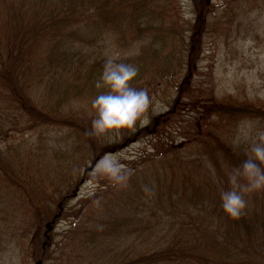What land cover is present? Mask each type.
Instances as JSON below:
<instances>
[{
	"label": "trees",
	"instance_id": "1",
	"mask_svg": "<svg viewBox=\"0 0 264 264\" xmlns=\"http://www.w3.org/2000/svg\"><path fill=\"white\" fill-rule=\"evenodd\" d=\"M208 2L195 0L191 23L177 0H0V263L15 248L44 264H264V190L245 195L238 218L220 198L227 171L251 143L235 138L237 122L264 124V106L218 100L213 90L191 85L204 38L219 43L238 35L250 13L245 6L256 11L264 0ZM107 55L138 67L134 87L170 80L176 96L151 124L138 119L113 130L118 143L93 132L91 123ZM186 101L194 127L186 140L158 138L160 146L128 167L126 186L102 178L103 188L69 212L89 164L125 143L160 137V123L187 121ZM197 114L212 138L195 129ZM70 216L54 242L45 220Z\"/></svg>",
	"mask_w": 264,
	"mask_h": 264
},
{
	"label": "rangeland",
	"instance_id": "2",
	"mask_svg": "<svg viewBox=\"0 0 264 264\" xmlns=\"http://www.w3.org/2000/svg\"><path fill=\"white\" fill-rule=\"evenodd\" d=\"M227 1L234 0H210L208 4L219 6ZM177 6L184 20L191 23L197 21L195 0H177ZM245 11L250 13L240 23L239 28L241 29L238 35L233 32L231 39L227 41L222 40L219 43H216L213 38H204L202 56L198 63L199 74L195 75V79L191 85L192 88L196 90L200 89L204 92L213 90V95L218 100L250 101L264 106V25L260 26L264 22V6L256 11L252 10L249 6H245ZM255 18H257L259 25L254 24L253 19ZM171 91L170 80H161L156 82V85L150 86L148 90L150 104L143 114L142 125L151 124V122L156 120V117L171 110V104L176 98L174 92L172 94ZM189 102L186 101V110L183 115L187 121L176 125L171 119L165 121L164 124H161L159 120L158 125L160 123L161 130H163V134L160 137L145 136L138 141L125 143L119 150L105 155L119 158L121 163L128 168L141 154L152 150V146H160L161 143H158V138L164 144V141L171 142L169 136L173 135L175 140L183 142L186 140V135L192 133L191 130L192 128L194 129L193 125L189 124L188 121L193 119L192 107ZM195 121L199 122L195 125V129L200 132V136L203 137L205 135L206 138H212L207 133L205 118L201 114H197V120ZM213 122L215 123V121ZM248 125H252L253 128H264V124L259 123L257 120H240L237 122L236 132L233 134L236 136L235 138L239 139L243 137V131ZM114 131L117 132V130ZM106 133L105 140L107 142H121L122 138L119 133H114L113 130ZM99 142L103 144L102 140ZM95 165L89 164V171L85 172L86 177L81 181L75 195L70 199L68 203L70 213H73L80 207L82 199L91 197L103 188L104 180L102 178L105 179L106 177H94V173H96ZM1 215L2 213H0V220H2ZM72 218L73 216H70L69 220L62 219L57 222L52 221V219L45 220L43 225H49L48 229L54 242L63 236ZM0 223L1 225L4 224L3 221ZM13 255L18 256V251L15 248L10 255L7 254L5 256V259L0 264H13ZM38 263L44 264L38 261V259L36 260L32 255L27 258L19 255L18 260L15 261V264Z\"/></svg>",
	"mask_w": 264,
	"mask_h": 264
},
{
	"label": "clouds",
	"instance_id": "3",
	"mask_svg": "<svg viewBox=\"0 0 264 264\" xmlns=\"http://www.w3.org/2000/svg\"><path fill=\"white\" fill-rule=\"evenodd\" d=\"M139 69L130 62H124L118 56L107 55L100 75L95 81L98 91L91 99L94 108L92 130L103 134L112 130L131 128L150 104L149 92L146 88L134 87L133 79ZM243 138L251 143L245 158L239 165L227 171L229 187L220 191L221 207L232 218H238L247 206L245 195L253 191L264 190V128H253L248 125L243 131ZM94 177H106L114 186H126L133 169L126 168L119 158L111 155L103 156L95 165ZM145 191H150L148 185ZM96 203H99L97 198ZM13 264L18 256H12Z\"/></svg>",
	"mask_w": 264,
	"mask_h": 264
},
{
	"label": "water",
	"instance_id": "4",
	"mask_svg": "<svg viewBox=\"0 0 264 264\" xmlns=\"http://www.w3.org/2000/svg\"><path fill=\"white\" fill-rule=\"evenodd\" d=\"M47 227H49V225H47ZM38 264H41V263H38Z\"/></svg>",
	"mask_w": 264,
	"mask_h": 264
}]
</instances>
